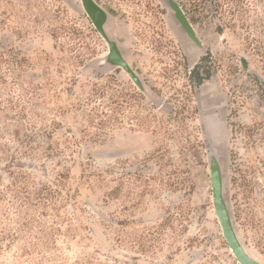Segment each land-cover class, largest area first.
Instances as JSON below:
<instances>
[{
	"label": "rangeland",
	"instance_id": "1",
	"mask_svg": "<svg viewBox=\"0 0 264 264\" xmlns=\"http://www.w3.org/2000/svg\"><path fill=\"white\" fill-rule=\"evenodd\" d=\"M95 1L145 92L81 0H0V264H240L210 134L264 263V0H177L201 47L164 0Z\"/></svg>",
	"mask_w": 264,
	"mask_h": 264
},
{
	"label": "water",
	"instance_id": "2",
	"mask_svg": "<svg viewBox=\"0 0 264 264\" xmlns=\"http://www.w3.org/2000/svg\"><path fill=\"white\" fill-rule=\"evenodd\" d=\"M81 2L84 11L94 27L109 46V53L105 58L106 65L117 69L122 68L138 87L145 92L142 81L126 61L121 45L111 34V15L95 0H81ZM164 3L170 9L173 21L178 26L180 32H182L184 38L194 45L201 47L199 38L190 20L178 1L164 0ZM206 147L212 174L214 208L222 228L223 236L240 264H264L247 250L234 219L228 190L225 146L218 139L217 135L210 134L206 137Z\"/></svg>",
	"mask_w": 264,
	"mask_h": 264
},
{
	"label": "trees",
	"instance_id": "3",
	"mask_svg": "<svg viewBox=\"0 0 264 264\" xmlns=\"http://www.w3.org/2000/svg\"><path fill=\"white\" fill-rule=\"evenodd\" d=\"M204 60V59H203ZM200 65L198 64L192 71V73L196 76H198L199 78V83H203L205 80L209 79L210 78V75L209 73H205L204 70H202L201 72L203 73V75L205 74V76L203 77V75H201L202 73L200 72Z\"/></svg>",
	"mask_w": 264,
	"mask_h": 264
},
{
	"label": "flooded vegetation",
	"instance_id": "4",
	"mask_svg": "<svg viewBox=\"0 0 264 264\" xmlns=\"http://www.w3.org/2000/svg\"><path fill=\"white\" fill-rule=\"evenodd\" d=\"M201 72V71H200ZM202 73V72H201ZM201 75H203V73L201 74ZM205 76V74L203 75V77ZM197 78H198V76H197ZM198 82H199V78H198ZM200 84H202V83H200Z\"/></svg>",
	"mask_w": 264,
	"mask_h": 264
},
{
	"label": "bare ground",
	"instance_id": "5",
	"mask_svg": "<svg viewBox=\"0 0 264 264\" xmlns=\"http://www.w3.org/2000/svg\"><path fill=\"white\" fill-rule=\"evenodd\" d=\"M253 256V254H251ZM256 258V257H255ZM257 259V258H256ZM258 260V259H257Z\"/></svg>",
	"mask_w": 264,
	"mask_h": 264
}]
</instances>
